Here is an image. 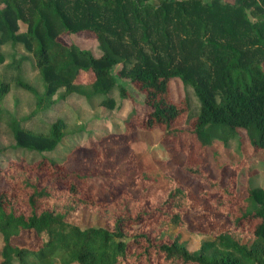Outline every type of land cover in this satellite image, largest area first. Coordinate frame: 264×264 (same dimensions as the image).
Masks as SVG:
<instances>
[{"label":"trees","instance_id":"obj_1","mask_svg":"<svg viewBox=\"0 0 264 264\" xmlns=\"http://www.w3.org/2000/svg\"><path fill=\"white\" fill-rule=\"evenodd\" d=\"M19 21L25 30L18 31ZM81 31L95 36L97 55L59 38ZM7 42L31 53L42 84L39 91L0 71V127L16 147L52 150L83 127L71 129L59 116L46 131L24 126L4 105L11 83L33 95L35 111L74 92L113 108L112 69L121 64L117 74L143 92L147 111L141 118L132 108L123 133L75 144L63 158L22 155L0 166L8 185L0 191V264H264V182L238 188L245 156L216 163L214 175L206 161L242 133L253 152H264V0H0V46ZM80 71L92 79L76 82ZM173 77L192 88L195 110L185 94L173 98ZM135 127H159L164 145L176 143L172 156L205 182L200 195L228 227L209 232L193 250L180 230H168L186 228L189 193L167 159L139 148ZM6 152L0 140V155ZM227 165L235 173L222 183ZM81 208L97 212L104 225L80 227L74 215ZM22 231L39 236L37 248L13 241Z\"/></svg>","mask_w":264,"mask_h":264},{"label":"rangeland","instance_id":"obj_2","mask_svg":"<svg viewBox=\"0 0 264 264\" xmlns=\"http://www.w3.org/2000/svg\"><path fill=\"white\" fill-rule=\"evenodd\" d=\"M208 2L209 0H203ZM26 29V23L19 21L18 31ZM65 43L74 42L81 48L90 49L95 55L99 53L98 42L95 36L88 31L78 33H65L59 37ZM0 50L4 53L5 58L0 62V71L4 72L6 78L15 79L20 77L34 85L39 91L42 90L41 79L37 69L34 67L31 53L28 52L22 43L14 45L9 42L2 44ZM22 56L26 58L18 62ZM18 60V61H17ZM12 62V67L5 69L7 63ZM121 64L113 66V73L116 76V83L123 86L126 95L122 96L119 92L118 85L109 93L115 99L113 108H108L100 103L101 97L88 99L78 93H71L64 99H59L47 110L35 111V100L33 95L21 88H17L11 83L9 92L4 97V105L16 116L23 119V125L35 130L46 131L49 123L56 117H62L71 129L79 131L69 132L54 149L48 151H30L24 148L14 146V139L6 127H0V140L7 147V152L0 155V166H4L7 159L26 156L27 158L39 157L44 154L52 158H63L67 151L75 144L88 145L95 139L110 132L123 133L124 123L127 115L133 109L136 110L138 117H143L147 111L144 103V94L128 78L117 74ZM91 71H80L77 75L76 82H88L92 79ZM170 89L174 99H178L184 94L189 98L191 108L195 110L198 106V100L190 87L184 86L181 81L175 77L170 79ZM133 133L137 135L139 148L147 151L153 157L167 159L169 170L177 182L188 190L190 204L184 214V220L187 223L185 227L170 225L169 231L180 230L182 237L187 240V246L190 250L198 247L199 242L209 232L220 231L229 226L227 218L221 212L213 211V206L203 198L199 190L206 186L205 182L196 175L189 174L182 169L183 159L173 157L172 153L177 149L174 141L165 145L161 142L162 130L154 127L149 130L135 127ZM214 151V150H213ZM219 156L216 159L212 154L206 157L210 173L214 175L215 164L225 161L236 162L245 156V165L248 171L242 174L237 180L238 188L243 186H257L264 182V152L257 150L252 151L248 137L242 133V136L236 135L228 140L226 146H220L215 149ZM235 173L234 166L227 165L222 168L221 182L226 183ZM7 182L0 177V191L7 189ZM160 201V198H157ZM74 219L82 228L91 225H104V219L91 209L81 208L75 215ZM13 241L20 245H26L31 248H37L40 238L34 231H22L19 235L13 237ZM2 245L0 236V246ZM53 264H60L57 260ZM75 264V263H73Z\"/></svg>","mask_w":264,"mask_h":264}]
</instances>
